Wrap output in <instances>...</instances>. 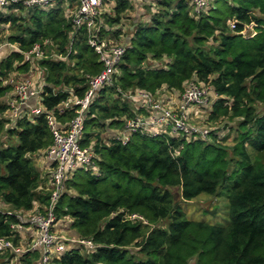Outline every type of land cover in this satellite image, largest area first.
<instances>
[{"label":"trees","instance_id":"obj_1","mask_svg":"<svg viewBox=\"0 0 264 264\" xmlns=\"http://www.w3.org/2000/svg\"><path fill=\"white\" fill-rule=\"evenodd\" d=\"M112 1L103 24L98 16V37L109 44L121 40L125 50L113 83L96 91L84 113L79 144L93 151L94 168L75 170L54 205L56 218L70 219L77 238L95 249L71 244L50 264H264V0H211L198 15L188 0H154L156 9L146 21H132L124 41V13L132 4ZM67 6L72 0L27 8L25 16L11 12L24 10L20 3L9 5V13L0 9V27L15 28L8 36L0 32V40L19 49L0 59V136L16 140H0V202L12 209L0 207V237L16 246L22 239L12 228L20 223L17 212L32 210L35 202L42 210L50 197L30 156L53 142L46 115L67 128L77 107L62 110L61 103L70 94L82 98L88 78L102 68L85 26L72 22ZM45 39L49 53L61 58L36 62L43 70L38 95L44 110L5 118L11 109L7 80L14 71H29L22 51ZM190 80L213 90L211 120L239 118L236 126H223L232 133L229 142V133L221 137L216 130L206 138L135 131L122 142L118 133L126 120L146 113L122 94L137 89L159 99L165 90L182 92ZM107 132L111 136H102ZM202 193L226 197L225 224L190 219L175 197ZM39 256L37 249L5 251L0 264L15 257L37 264Z\"/></svg>","mask_w":264,"mask_h":264},{"label":"built area","instance_id":"obj_2","mask_svg":"<svg viewBox=\"0 0 264 264\" xmlns=\"http://www.w3.org/2000/svg\"><path fill=\"white\" fill-rule=\"evenodd\" d=\"M57 1L60 0H0V9L5 10L14 3H20L24 9L31 7L50 8ZM103 3L104 0H72L73 7L67 6V9H65L66 15L71 17L76 26H85L87 43L94 48L98 60L102 63V68L96 75L88 78L89 88L82 98L70 94V97L61 103L62 110L71 106L77 107L76 113L68 122L67 128L62 129L59 127L51 113L46 115L53 136L52 144L44 151L45 158L51 163L49 201L42 207V210H29L25 217L18 215L20 223L12 225L13 230L16 232L24 229L34 230L35 235H33L27 246L22 249L21 246L14 245L11 239L0 237V253L5 251L22 253L26 250L37 249L40 251L37 264H50V261L65 252L71 243L84 244L90 250L95 249V245L89 240H81L77 237L67 240L57 235L54 228L60 220L56 218L54 205L60 193L64 190L65 181L75 170L94 168L93 151L90 147H82L79 144L84 113L96 91L113 83L115 66L119 63L125 50L123 44L113 42L109 44L105 39L98 37V16ZM210 3L211 0H188L191 13L197 15L206 12ZM230 27L234 29L235 24L231 22ZM47 45L50 44L45 39L42 43L37 42L29 49L22 51L24 61L31 63L42 58H61L60 55L49 53L46 48ZM8 48L19 50L16 44L0 40V52ZM11 75L7 81L13 88L14 100L10 101L9 104L16 116L19 110L25 109L27 100L31 96L38 95L39 92L32 89L33 81L30 78L25 77L15 80ZM212 94L214 93L209 85L195 81H188L184 90L179 93L176 102H165L137 89L127 92L125 95L132 98V102L138 103L137 108H142L146 111V114H140L133 119L126 120L118 136L122 142H126L133 132L146 131L142 128L145 129V126L148 125L151 129H155L150 130L151 132L167 130L170 134L181 135L185 138H206L208 130L191 124L189 113L191 107H205L211 104ZM27 110L32 115H37L44 109L38 104L27 108ZM163 126H165V129L162 130L161 127ZM131 218L142 219L137 215H132Z\"/></svg>","mask_w":264,"mask_h":264},{"label":"rangeland","instance_id":"obj_3","mask_svg":"<svg viewBox=\"0 0 264 264\" xmlns=\"http://www.w3.org/2000/svg\"><path fill=\"white\" fill-rule=\"evenodd\" d=\"M130 1L132 4V7L124 13L125 20H124V24H123V32H124V36H122L123 41L125 39V34H128L130 32L129 27H131L132 21H146L148 19L149 15L156 9V4H155L154 0H145L144 4H142V6L141 5L139 6L137 2H139V1L142 2L143 0H130ZM112 3H113L112 0H110V1L107 0L106 3L103 5L102 9L100 10L99 20L101 21V24L104 23V19L102 18L104 12L111 13L112 6H113ZM72 7H73V5L71 6V8ZM47 8H49V7H47ZM47 8H43V9H47ZM65 9H67V8L65 7ZM25 10L26 9H24V10L22 9V11L21 10L17 11V9H13V10H11V12H13L14 14H19V15L25 16V13H24ZM4 11L6 13L10 12L9 9H5ZM67 12H68V10H67ZM14 30H15V28H12L11 25H9V24H3L0 27V32L2 34L1 36H8V34L13 32ZM120 42H122V41L121 40L114 41V43H117V44ZM37 68H38V66H37ZM26 73L27 72L14 71L11 76L15 80H18V79H22V78L27 77V76H25V75H27ZM43 81H44L43 80V72H41L40 76L37 80V82H38V85L36 87L37 90H40V88L43 84ZM190 81H193V80H190ZM187 83L185 84V86L187 85ZM122 98L126 99L132 103V98H130L129 96L122 94ZM215 98H216L215 94H212L211 95V103L215 100ZM5 100H6V102L14 100L13 88L7 94ZM14 104L16 105V103H14ZM256 106H257V108H260V105H256ZM210 108H211V104H209L208 106H205V107L193 108L192 109L193 111H191L189 113L190 123L196 127L205 128L208 131L216 130V131H218V134L221 137L226 136L229 133L230 134V136L228 137V142H229L230 139L232 138V133L225 131L226 129L224 130L223 126H225V127L236 126L239 118L230 119L229 117L222 116V117H219L217 120H211L209 118ZM5 115L7 117H5V116L4 117L8 118V119L13 118L15 116L14 112L11 109L7 113H5ZM143 125H145V124H143ZM8 126H9V124L7 123L5 127H8ZM142 129L146 130L143 132H151L150 130H155L154 128L151 129L148 125L145 126V129L144 128H142ZM161 129L162 130L165 129V126L161 127ZM156 132H160V130H157L153 133H156ZM111 133L112 132H107L106 135L103 133L102 136H105V137L111 136ZM233 135H234V133H233ZM0 140L2 141L3 144L9 143V142L10 143H16L15 139H8L7 136L5 135V132H3L1 134ZM41 153H42L41 151H37L35 153H32L30 156H31L35 166L38 168L41 177L45 178V181H43L42 185L45 184L46 187H49L50 181L48 179V174H47L48 171L44 165L45 162L43 159V155ZM39 190H41V189L39 188L38 191ZM175 197L178 198L179 205L182 207L183 211L185 212V214L190 219L202 220V221H206V222L211 223V224H225L228 221V203H227L226 197L223 194L211 195V194H207V193H202V194H199L198 196H196L190 200L179 199L178 194H175ZM0 207L2 210H8V209L12 210L10 207L2 204L1 202H0ZM17 214L20 216H24V217L27 216V212L18 211ZM66 221L69 222V219L67 218ZM57 235L61 236L64 239H67V240L77 237L74 234V232L70 229V223L65 225V228L63 231H58ZM71 244H73V243H71ZM75 244H78V243H75ZM20 246L22 249L26 247V246L23 247V244L21 242H20ZM83 252L85 253V251H83ZM13 260L11 261V263L13 262Z\"/></svg>","mask_w":264,"mask_h":264},{"label":"crops","instance_id":"obj_4","mask_svg":"<svg viewBox=\"0 0 264 264\" xmlns=\"http://www.w3.org/2000/svg\"><path fill=\"white\" fill-rule=\"evenodd\" d=\"M144 1L143 0L142 2L139 1L137 2L138 5L142 6V4H144ZM136 3V4H137ZM11 48H8V49H4V50H1L0 54H1V57L4 56L6 54V52H8V50H10ZM36 62L37 61H34V62H31V65H30V68H29V71L26 73L27 75V78H30L33 83H32V89L36 90L37 92H39V90L36 89L37 85H38V78L40 76V73L43 72V70L36 66ZM36 70V71H35ZM20 72V71H18ZM13 74V73H12ZM39 94V93H38ZM178 95H179V92L175 91V90H165L164 92L161 93V95L159 96V99L160 100H163L165 102H169V101H174L176 102V100L178 99ZM39 104V95H34V96H31L28 100H27V104H26V107L25 109L29 108V107H32V106H35V105H38ZM133 104V108L134 110H140L142 108H137L136 105H138V103H135V102H132ZM195 108V107H191L190 109V112L193 111L192 109ZM195 110V109H194ZM23 111H27V110H23ZM146 112V111H145ZM144 115V113H142ZM146 114V113H145ZM140 115V114H139ZM42 155H43V159H44V165L47 169V174H48V179H49V171H50V166H51V163L45 158L44 154L45 152L44 151H41ZM38 205V206H37ZM39 207V204L38 203H34V207L33 209L37 210L36 208ZM27 212V211H26ZM67 219V218H66ZM65 220L61 221L58 223L57 226H55V231L56 233L58 231H63L64 228H65V225L66 224H69L71 222V220L69 219V222H67ZM20 234H21V237L22 239L20 240V242L23 244V247L27 246V244L30 242V240L33 238V235H35L34 233V230L33 229H24V230H20ZM61 237V236H60ZM71 245V244H70ZM16 259V260H15ZM13 260V259H12ZM11 260V261H12ZM15 260V261H14ZM13 260V262L10 264H21V262L19 261L18 257H15Z\"/></svg>","mask_w":264,"mask_h":264}]
</instances>
